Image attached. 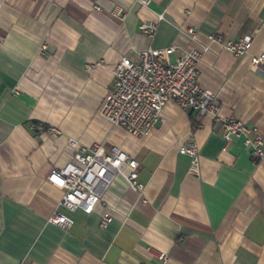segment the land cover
I'll return each mask as SVG.
<instances>
[{"label":"crops","instance_id":"0c3cea01","mask_svg":"<svg viewBox=\"0 0 264 264\" xmlns=\"http://www.w3.org/2000/svg\"><path fill=\"white\" fill-rule=\"evenodd\" d=\"M144 21L158 23L153 38ZM245 34L254 35L248 54L223 45ZM170 46L173 63L203 52L198 80L217 95L221 119L171 101L137 136L104 118L121 58ZM261 53L264 0H0V264H264V159L243 137L227 144L222 128L236 117L264 139V68L252 64ZM33 123L60 132L36 133ZM70 138L135 158L143 194L117 175L93 212L61 206L48 175L74 160ZM190 140L198 175L181 151ZM55 211L73 225L49 222Z\"/></svg>","mask_w":264,"mask_h":264},{"label":"built area","instance_id":"2783aa9c","mask_svg":"<svg viewBox=\"0 0 264 264\" xmlns=\"http://www.w3.org/2000/svg\"><path fill=\"white\" fill-rule=\"evenodd\" d=\"M144 5L149 0H140ZM163 16H159V20ZM157 22H142L140 30L149 38L157 32ZM191 39L195 38L194 28L187 30ZM214 40H222L220 36H212ZM254 40L253 34H245L238 40L223 41L226 49L237 56L248 54ZM47 47L43 44L42 50ZM176 52L174 46L166 48H149L137 51L134 57L124 56L114 68V87L108 92L100 109V114L116 126H123L130 133L143 136L163 120L165 106L174 101L184 110H195L201 116L210 115L221 119V105L217 95L204 87L198 80L199 62L203 52L191 48L171 62V55ZM255 68H264V53L252 56ZM32 129L38 133L47 130L56 135L60 131L56 126L33 123ZM223 137L228 144L233 137H243L251 149L253 159L258 162L264 159V139L257 127H250L236 117L222 119ZM254 134V137L250 135ZM69 144L77 149L74 160L61 168L53 169L48 180L56 188L63 191L60 205L69 211L83 210L91 213L102 201L107 188L117 175L122 176L129 186L143 194L145 184L139 180V162L118 146L106 148L103 144H94L89 149L80 147L79 143L70 138ZM190 156L189 172L200 173V150L196 140H190L181 148ZM111 216L105 213L101 225L106 226ZM49 222L62 227L73 225L74 219L66 213L55 211ZM159 258L168 260L165 253Z\"/></svg>","mask_w":264,"mask_h":264}]
</instances>
